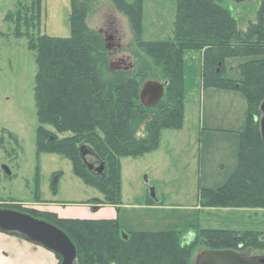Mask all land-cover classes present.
I'll list each match as a JSON object with an SVG mask.
<instances>
[{
    "label": "rangeland",
    "instance_id": "374dc122",
    "mask_svg": "<svg viewBox=\"0 0 264 264\" xmlns=\"http://www.w3.org/2000/svg\"><path fill=\"white\" fill-rule=\"evenodd\" d=\"M33 1L38 0H0V208L26 213L58 228H66L65 220L81 219L61 218L52 209L77 217L106 216L110 211L98 213L90 207L92 200L104 203L106 198L76 175L73 161L62 154L38 150L40 127L48 141L61 142L74 137L72 132L60 133L51 125H41L38 120L37 53L29 46L30 40L36 41L43 36L70 38L71 0H40V17L35 9L31 10ZM214 1L231 13L242 30L257 20L262 3V0H246L240 4L236 0ZM20 3L24 7L21 21L16 17L10 19ZM142 7V40L167 42L172 39L178 0H142ZM86 23L106 37L113 69H131L134 64L131 51H137L138 46L129 49L134 41L130 23L112 1L92 0V11ZM207 53L208 50L184 53L183 127L161 131L155 152L136 159H120L122 195L116 217L124 233L179 231L186 243L197 240L191 264H198L201 254L207 250H231L255 260L264 259V209L203 207L198 198L201 188L218 190L235 173L241 133L246 129L249 112L241 92L203 87V62ZM143 55L155 67L156 79L149 81L168 86L170 81L164 77L162 64L145 52ZM261 60L264 57L226 60L224 79L240 83V66ZM168 88L169 93L175 95V87ZM262 103L255 114L260 121ZM97 135L108 142L101 131ZM145 136L143 128L139 137ZM87 151L92 152L90 148ZM4 166L10 175L4 171ZM85 167L96 175L108 173L106 164L101 165L92 157L87 158ZM152 190L158 203L151 199ZM197 203L203 212L195 210ZM105 205L110 204L95 207ZM207 229L235 232L237 238L245 232L257 234L213 249L199 233ZM32 246L47 252L41 246ZM54 256L56 264H61L62 259ZM43 257L37 254L36 261L33 259L31 264H47Z\"/></svg>",
    "mask_w": 264,
    "mask_h": 264
},
{
    "label": "trees",
    "instance_id": "16d2710c",
    "mask_svg": "<svg viewBox=\"0 0 264 264\" xmlns=\"http://www.w3.org/2000/svg\"><path fill=\"white\" fill-rule=\"evenodd\" d=\"M111 1L130 23L134 41L129 49L138 46L137 51H131L134 64L129 70L112 69L106 37L88 27L92 0H71L70 38L43 36L30 40V50L37 53L38 120L60 133L74 134L61 142L48 141L40 127L39 152L62 154L74 162L76 175L106 198L104 203L95 199L89 204L118 207L122 195L120 159L155 152L161 131L183 127L184 53L208 50L203 62V87L241 92L249 112L235 173L218 190L201 188L199 199L203 207L264 209V141L260 119L255 115L264 100V60L241 65L240 83L224 79L226 60L264 57V0L257 20L246 30L240 29L231 13L214 0H178L174 36L167 42L142 40V0ZM31 4V10L40 17L42 2ZM23 8L20 3L9 18L21 21ZM144 52L162 64L168 86L176 89L172 95L166 86L162 101L150 109L143 106L141 92L147 81L156 79V73ZM219 66L222 69L218 70ZM143 128L146 136L141 138ZM98 131L108 142L98 137ZM87 148L106 164L107 175L86 169L82 155ZM63 224L66 228L59 227L74 243L78 264H191L198 244L197 240L186 243L179 231L124 233L118 220H65ZM199 233L213 249L257 234L245 232L237 238L235 232L224 230Z\"/></svg>",
    "mask_w": 264,
    "mask_h": 264
},
{
    "label": "water",
    "instance_id": "95a60500",
    "mask_svg": "<svg viewBox=\"0 0 264 264\" xmlns=\"http://www.w3.org/2000/svg\"><path fill=\"white\" fill-rule=\"evenodd\" d=\"M245 1L236 0L238 4L244 3ZM101 33L103 34V32ZM107 49L109 50L108 46ZM126 70L129 69L127 68ZM166 86L167 83L162 84L157 81L146 82L141 92L143 106L148 109L156 107L165 95ZM261 112L260 131L264 141V101L261 105ZM89 157L99 161L94 153L84 151L82 158L86 165L87 158ZM3 169L8 175L11 174L7 167L4 166ZM152 198H155L153 190ZM0 232L20 236L30 243L44 247L59 256L62 259L61 264H78V252L69 236L60 228L44 220L34 218L26 213L0 208ZM198 264H264V259L255 260L249 258L244 253L231 250H207L201 254Z\"/></svg>",
    "mask_w": 264,
    "mask_h": 264
},
{
    "label": "crops",
    "instance_id": "0c3cea01",
    "mask_svg": "<svg viewBox=\"0 0 264 264\" xmlns=\"http://www.w3.org/2000/svg\"><path fill=\"white\" fill-rule=\"evenodd\" d=\"M151 199L152 201L157 200L156 197L154 199L153 198ZM156 202L158 203V201ZM90 207L96 210L98 213L104 210H109L110 212L106 216L105 215L102 216L98 214L96 216L86 215L84 217L69 216L55 209H52V212H55L59 217L65 218V219L66 218L67 219H81V220L83 219V220H96V221L118 220L116 217V213H115V211L118 210L117 206L105 205L101 207H95V206L93 207L92 205ZM195 210H197L199 213L203 212V210L201 209V206H199L198 203L196 204ZM201 225L202 224L200 223L199 226ZM32 245H36V244L30 243L29 241H27L26 239L20 236L13 235V234H5L1 232L0 233V264H31L32 261L34 260L36 261L37 254H43L44 255L43 260L46 259L47 264H56L54 253L48 251L47 249L43 247L44 250L48 252V253L47 252L44 253L42 251L43 250L42 248L40 249Z\"/></svg>",
    "mask_w": 264,
    "mask_h": 264
}]
</instances>
